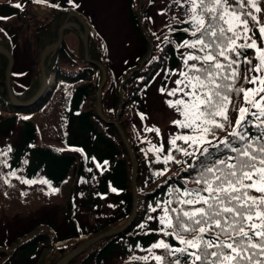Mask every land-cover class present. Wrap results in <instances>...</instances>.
<instances>
[{
  "label": "trees",
  "instance_id": "trees-1",
  "mask_svg": "<svg viewBox=\"0 0 264 264\" xmlns=\"http://www.w3.org/2000/svg\"><path fill=\"white\" fill-rule=\"evenodd\" d=\"M153 1L142 0L141 4L142 22L151 43L143 61L148 42L132 0L128 1L129 18L140 36L142 47L137 59L123 71L110 70L106 48L91 30L88 34L90 58L100 61L107 70L101 92L102 115L97 111L102 70L98 64L86 59L84 42L80 37L75 56L67 50L64 37L55 50L46 54L49 83L35 99L33 97L41 86L38 61L23 87L18 88L11 75V87L16 98L13 101L6 83L8 57L0 52V111L6 112L0 118V128L2 131L9 127L17 130L9 142L0 144V217L3 215L9 221H27L12 238L0 241V264H55L82 242L85 235L118 226L130 217L134 202L132 163L127 146L113 121L117 114L137 162L136 212L122 230L97 240L67 264H107L113 260L117 264H157L153 254L164 257L162 264H173L177 258L181 259V264L188 260L186 255H169L165 249L152 248V245L163 240L172 247H184L173 235L164 234L165 226L159 223L158 218L163 215L162 208L167 201H173L170 207L177 206L174 190L202 187L193 181L197 178V166L204 157L197 158L198 154L185 156L175 151L170 153V145L159 153L149 150L153 145L157 148L160 146L153 143V134L147 129L143 96L158 79L160 88L164 89L170 75L184 64L190 54L202 56L204 53L182 46L183 41L196 39L191 35L190 25L181 23L187 19V6L180 7L173 0H164L163 21L153 28L147 21ZM257 2L262 9L259 13L247 4L242 9V12L251 11L256 15L259 23L246 17L250 30L237 40V51L241 53L238 78L234 80L230 76L237 65L227 68L229 61L218 57L225 65L220 75L229 76L228 80H221L220 83L233 84L234 87L229 93L231 104L227 113L231 126L218 117L225 127L216 129L215 137L208 136L214 143L225 138L231 141L233 137L229 133L236 124L239 108L250 107L244 103V95H238L235 89H249L245 77L251 78L254 72L255 48H241L238 45L253 41L257 43L260 39L264 0ZM5 4L8 5L3 7H9L8 15L11 18L24 23L36 20L34 48L38 58L49 44L57 40L59 29L69 13L65 8L68 4L64 1L53 4L43 3L42 0H25L19 3L22 8H16L12 3ZM229 4L233 8L238 7L236 0H229ZM70 20L82 33L83 24L78 17L71 15ZM70 30L76 32V29L68 27L64 35ZM243 36L249 39L245 41ZM0 44L15 55L16 39L3 28H0ZM228 55L237 59L233 53ZM245 57L250 63L244 62ZM67 63L71 66H66ZM191 63L196 62L189 61ZM128 72L130 74L123 83V101L118 108L119 85ZM253 95H249L250 100ZM261 95L264 92L255 98L259 99ZM247 119L251 120L252 117L247 116ZM248 131L253 135L258 134L255 127H249ZM188 132V129L177 127L176 135ZM177 144L188 148L183 141H177ZM204 147L209 146L204 144ZM220 148L223 155L224 146L220 145ZM209 151L216 152V149L209 148ZM169 153L175 160L165 163L164 157ZM250 195L260 196L261 193L250 191ZM45 208L54 210L52 216L39 213ZM153 208L156 211H152ZM167 231L170 233L172 230ZM143 257H148V260L145 261ZM259 259L264 264V257Z\"/></svg>",
  "mask_w": 264,
  "mask_h": 264
},
{
  "label": "snow or ice",
  "instance_id": "snow-or-ice-1",
  "mask_svg": "<svg viewBox=\"0 0 264 264\" xmlns=\"http://www.w3.org/2000/svg\"><path fill=\"white\" fill-rule=\"evenodd\" d=\"M173 2L180 7L187 6V19L181 23L189 24L191 35L196 37L191 42L183 41L182 46L204 54H190L187 57L184 61L187 71L179 73L184 79L174 81L183 87L168 91L170 96L182 92L183 97H187L168 103L184 117L183 120L176 119L173 122L178 127L189 130L188 134L170 137V153L175 151L185 156L198 154L197 158L204 157L197 166V178L193 181L202 187L174 190L177 206L170 207L173 201H167L162 208L163 215L158 218L159 223L165 226L164 234L173 235L184 247L175 248L161 240L153 244L152 248H163L169 255H186L188 260L184 264H262L259 257H264V95L259 99L255 97L264 92V76L245 77L247 83L255 85L259 81L255 88L235 89L238 95H244V103L250 107L239 108L236 124L229 133L233 139L230 141L225 138L219 143L208 139L210 135L215 137L216 129L222 130L225 127L218 117L231 126L227 113L231 104L229 93L234 85L220 83L221 80H228L229 76L220 75L225 65L218 57L229 61L227 68L237 65L230 76L234 80L238 78V58L241 53L237 51V40L250 30L246 17L259 23L256 15L251 11L242 12V9L245 4L255 9L256 13L262 9L257 0H236L237 8H233L229 0ZM13 6L22 8L20 4ZM183 31L187 32L189 29ZM259 32L264 38V27H260ZM243 38L245 41L249 39L247 36ZM238 47L255 48L260 64L252 71L264 70V48L258 47L255 41L251 44L245 42ZM228 53H233L237 59H233ZM189 61L196 63L189 64ZM244 62L250 63L246 57ZM163 91L161 88V92ZM249 93L255 94L251 100ZM247 116L252 119L248 120ZM249 127H255L258 134H251ZM148 130L159 134V129ZM177 141H183L188 148L180 147ZM204 144L209 147H204ZM220 145L224 146L223 155L220 154ZM209 148L216 149V152H210ZM149 150L162 152L163 144L159 148L153 145ZM170 153L164 157L165 163L175 160ZM161 174L163 173H157ZM250 191L261 195H250ZM152 211L156 209L153 208ZM167 229L172 231L169 233ZM148 251L151 252V248ZM153 258L157 264H162L164 260L163 256L154 254ZM142 259L147 261L148 257ZM173 264H181V259L177 258Z\"/></svg>",
  "mask_w": 264,
  "mask_h": 264
},
{
  "label": "rangeland",
  "instance_id": "rangeland-1",
  "mask_svg": "<svg viewBox=\"0 0 264 264\" xmlns=\"http://www.w3.org/2000/svg\"><path fill=\"white\" fill-rule=\"evenodd\" d=\"M25 0H0V28L8 31L16 39V47L14 49L15 55H13V64L11 67V75L14 76V81L17 83L18 88L23 87L29 80L31 75V69L34 64L39 60L34 48V27L36 20H27V22H19L11 18L8 15L9 7L5 8L8 4L24 3ZM48 3L66 2L68 6L65 8L75 9L81 12L85 19L89 22L90 30L95 34L98 40L106 48L109 58V66L112 72L123 71L133 61L137 59L139 52L141 51L142 42L137 30L131 24L128 13V1L129 0H42ZM148 0H145V2ZM133 5L138 8L139 0H132ZM165 14L164 0H154L152 6L147 14V21L153 28L158 27ZM34 16V15H33ZM46 16V15H45ZM264 27V23L260 25ZM70 30L64 37V44L71 55L75 56L78 52L79 37L83 40L80 28L77 29L70 20ZM84 42V41H83ZM260 48H264V38L260 36V39L256 43ZM258 53L255 50L254 61L255 67L259 66L260 61L257 59ZM66 66H71L68 63ZM40 66V64H39ZM75 67V66H72ZM7 69V67H6ZM186 72L184 64L177 67L170 75L164 91L161 92V88L156 80L147 93L143 96V103L145 110V120L147 129H159V134L156 131H150L152 135V141L158 146L163 144V148L169 145L170 137L176 135L177 125L173 122L176 119L183 120V116L176 111L174 107L169 106L168 101H176L177 99H187L183 97L182 92H177L175 96L168 95V91L176 88H182L183 85H177L174 83L177 79H184L179 73ZM264 76V70L254 71L251 77ZM52 77H54L52 75ZM251 88H255L259 85L249 83ZM249 93L248 95H251ZM119 108V107H118ZM6 112L0 111V118L5 115ZM17 133L15 128L9 127L8 130L2 131L0 128V144L9 142ZM46 216H52L53 209L45 208L39 212ZM27 224V221L22 219H15L9 221L3 215L0 217V241L12 238L17 230H21V226ZM22 264V263H13ZM107 264H117L115 260L108 262Z\"/></svg>",
  "mask_w": 264,
  "mask_h": 264
},
{
  "label": "water",
  "instance_id": "water-1",
  "mask_svg": "<svg viewBox=\"0 0 264 264\" xmlns=\"http://www.w3.org/2000/svg\"><path fill=\"white\" fill-rule=\"evenodd\" d=\"M141 4H142V0H139V4H138V19L139 22L141 24L142 27V31L144 33L145 38L147 39L148 42V50L147 53L145 54V56L143 57L142 61L145 59V57L148 55L149 51H150V39L149 36L146 32V29L143 25L142 22V15H141ZM71 15H75L76 17H78V19L81 21V23L83 24L84 27V32L82 34V38L84 41V48H85V57L88 60H92L93 62H95L96 64H98L102 70V80L99 84L98 87V92H97V111L100 115H102V109H101V92H102V85L104 84L105 80H106V76H107V70L105 68V66L98 60H94L91 59L89 56V51H88V34L90 32V25L89 22L85 19L84 15L75 10V9H69V13L65 19V21L63 22V24L61 25L60 29H59V34H58V38L55 42L49 44L44 51L42 52L41 56H40V60H39V64H40V69H41V86L40 89L38 90V92L36 93V95L33 97V99L39 97L46 89L48 83H49V79H47V75H46V67H45V56L48 52L55 50V48L62 42L63 40V35H64V31L66 28L69 27V23H70V16ZM0 52H2L3 54H5L8 57V65H7V69H6V83H7V88L10 94V97L12 98L13 101H16V98L14 96L12 87H11V67L13 64V55L11 53V51L9 49H7L6 47H4L3 45L0 44ZM142 64V62H141ZM140 64V65H141ZM139 65V66H140ZM138 66V67H139ZM130 72H128L125 77L123 78V80L121 81L120 85H119V97H120V103H119V108L121 106V103L123 101V83L126 81V79L128 78ZM114 123L117 125L122 138L127 146L129 155H130V159H131V163H132V172H131V183H132V187H133V194H134V202H133V211L130 215V217L123 222L122 224L112 227V228H108L100 233L97 234H93V235H85L84 240L82 242H80L79 244H77L75 247H73L68 253H66L64 256H62L59 260H57V262L55 264H67L70 260H72L74 257H76L77 255H79L82 251H84L87 247H89L91 244H93L94 242H96L97 240L101 239L104 236L110 235V234H114L120 230H122L125 225L133 218V216L135 215L136 212V208H137V188H136V172H137V162L135 159V155L133 153L132 147L121 127V124L118 120V114L116 115V118L113 120Z\"/></svg>",
  "mask_w": 264,
  "mask_h": 264
}]
</instances>
